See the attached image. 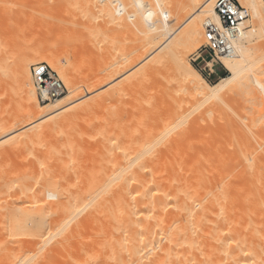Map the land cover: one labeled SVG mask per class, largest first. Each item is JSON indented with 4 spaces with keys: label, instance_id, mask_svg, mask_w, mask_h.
I'll use <instances>...</instances> for the list:
<instances>
[{
    "label": "bare ground",
    "instance_id": "6f19581e",
    "mask_svg": "<svg viewBox=\"0 0 264 264\" xmlns=\"http://www.w3.org/2000/svg\"><path fill=\"white\" fill-rule=\"evenodd\" d=\"M49 1L51 0H47L48 5ZM58 1L59 0H54V2L51 1L52 4H50L53 5L54 3L55 7L57 6V8H59L60 6L58 7V5H61L60 3L62 2L60 0L58 4ZM143 1L144 0H134L133 4L132 0H119L117 2L118 11L120 12L118 14V22L120 25L130 22L134 25V28L139 30V35L137 34L139 37H136L134 45L131 46L133 47V51L131 50V53L122 57L119 62L117 61L118 63L111 68L105 77L102 76L103 78H100L101 76L99 75L98 78L96 76V80L87 78L90 81H83L84 79L78 81L75 76L60 68L59 58L49 53L45 48V44L48 42H44L45 44L43 43V45L41 44L42 41L39 39L40 37L41 39L44 37L45 39L48 38L47 40L49 41L51 36L49 38L47 33L49 32V34H51L53 32H51V29L53 28L55 34L57 31L58 34L61 33L59 22H56L57 24L52 22L51 24L53 27H51V29V24H48L50 21H53L51 20L53 18L50 16L52 11L50 8L52 7L50 6L48 8L47 5L46 8H48L50 12L48 15L46 14V17H49V19L44 20V18H46L44 17L45 5L39 0L35 1V3L38 4V2H40L39 4H41V7L38 4V8H36L37 5L35 6V3L32 4L34 7L31 8V1L26 4L23 0H0V23H2L0 24V36H2V38L0 37V95L6 99L5 104L3 103V106L5 105L4 108L0 106V160H2V158L8 159L9 156V158H11V156L16 158L17 156V158H19H16L17 161L20 160V157H23L24 154L26 155L25 152L29 146L34 145L33 148L36 147L34 149H39L37 148L40 144L38 142H40V140L43 141L42 139H45L46 134L51 133L50 135L52 138L57 137L58 133L54 136L53 132L58 128H61L62 131H60L61 133L59 134L62 135V133L64 134V128L68 127V130H70L73 127L70 133L66 132V130L64 131L68 133L65 135H74L72 130L74 131V125H77L78 121L81 120L83 122L82 124L85 122V124L89 126L90 123L87 119L89 118L91 121L92 119H90V117L94 114L96 109L102 108V106L105 105V101H107L103 99V96L106 97L107 95L102 94L101 101L95 103L94 99L87 98L90 91L108 82L110 83L156 48H159V53L155 58L138 69L131 80H129L130 78L126 79L124 81L125 89H123L128 90L132 85L137 83L139 85L147 81L153 83V81L157 79L158 81L156 83H159L158 77L162 76L160 75V70L166 64L171 66L170 71L173 81H177L176 88L173 89V92L171 91L172 94L170 96L164 93V90L160 89L158 91V98L155 99L156 101L153 99V101L156 102L154 105L155 108H153L154 110L151 109L153 113L158 116L164 110L167 113L165 111L163 112L166 113L163 118H157V115L155 116L156 118L153 116L152 126L149 123L150 127L148 125H146L147 127H141L140 134L142 135V141L140 143L137 162L135 160L134 162H130L125 159L112 158L107 161L102 160V163L100 161L98 163L97 161V166L100 167L99 171L91 168L87 170L88 173L93 170V172H91L92 174H88L89 177L87 178L89 179L83 177L84 175L85 177L87 176L86 170H81L82 172H80V175H75V177H73V171L78 174L79 172L76 170L80 169L74 166L72 167L73 171L71 173V166L68 167L69 164L67 166L65 164L66 167L62 165V167L69 171L66 172L65 169L63 170L64 176L68 175L67 178H70V184H68V180L65 181L66 183L64 182L67 178L63 177L64 180L62 181L63 174L62 176L58 174V177H61L60 180L62 183H65L63 184V188L60 184L61 191L59 192L58 189L56 190V188L50 187H55L59 184L58 178H54L56 175L51 176L53 173L50 174V170L48 171H50L49 174L51 177H48L47 167L43 166L45 164L44 160L40 161L39 158H36L37 162H35L34 165L41 166L43 163L44 164L42 167L37 166L39 170L35 169L36 166H33L35 172L30 168L32 170L31 176L29 175V171L27 172L26 169L25 171L22 169V164H18V167L16 163V165H14V162L11 161L13 158L8 159L6 163H3L5 161H0L1 165H4V167L7 166V163L10 164V162H12L11 165H14V167L16 166L15 169L17 171L22 172L23 175L27 173L26 176L32 177L31 180L36 177H41L39 176L42 170L40 168L44 167L43 171L45 172L46 170L47 175L44 172H42L43 174L41 175L42 177L46 175V177L49 178H45V181L43 177L44 182L46 183L52 177V180H54V182H50L51 185H48L50 189L47 186L49 182H47L46 186L48 190L41 189L42 192H38L39 194L37 193L36 196L33 190L31 189V192H33L31 194L24 184L22 186H25V190L22 189V186H20V188V183L15 180L19 187L17 189V187L14 186V184H16L14 179L12 176H9L11 173L8 174V172H6L7 177H5V179L3 177L4 175H2L5 172L0 171V180L4 178V181L10 177L7 180L8 182L6 181L8 184L10 182V184L8 186L7 183L5 184V186L9 188L8 190L12 188V191L15 189L16 192H18L19 189V192L21 191L18 196L14 194L13 197L15 198L17 196V198H10L6 206L2 205L5 204V201L2 204L0 203L6 213L2 211L3 215L0 214L4 217L3 221H0V226L3 228H0V235L2 234L1 236L4 238L1 241L2 237L0 236V259H2L1 261L3 264H35L36 261L40 262V260H38L40 259L38 257L39 255L36 256L37 260L32 259L35 250L32 246V255H30V244L32 245L35 243V246H40V249H38L39 251L42 250L41 248H45L46 244L50 245L57 237H60L61 240H58V245L62 246L66 244L70 236L76 230L85 226L83 220L78 222H73V220H76V217L80 216L79 214L76 216L80 210H86V208H88V214L86 216L88 217V215L92 214L96 217L93 219H97L99 226L102 228L99 235L103 237H101L102 240L99 241L103 242V246L101 247L104 249V261L102 257H99V255L102 254L101 252L98 255L101 259H98L96 256L100 247H97V244V248L95 247V249H93V243L89 237L88 239H90V241H88L91 243L86 242V244H90L91 249L90 247L86 249L88 250L89 248L91 252L87 254V251L85 255H83L84 253L82 252L84 259L86 258L85 256L94 255V259L97 258V260L94 261L90 259L92 256H89L88 260H93L95 264H264V176H259L258 174L254 176L255 174L253 175L250 173L253 167L256 168L254 163H252V167L245 164V168L248 166L251 167V170L249 171L247 168L246 171H249V175L244 177L242 173V177L240 173L239 176H237V174L234 176L235 173L233 175L227 172L224 173L229 175L222 173V170L224 171V169L232 165L231 163H233V160L235 161L236 159L235 162L237 163L238 161L239 163V160H237L238 157L235 156V154L240 153V155L244 156L242 157L243 159L246 158L245 156L248 154L249 157L254 148V141L258 142L262 138L263 140H261V142L264 141V80L261 81L264 77L263 75L262 78L260 75L254 76L253 73L255 72L256 74L258 68H260L259 61L262 60V58L264 59V56H260V58L262 57L261 59L258 55L256 57L257 52L255 53V50L250 47L254 39H260L264 36L263 0H236L241 7L247 8L250 11L251 21L248 19L243 25L247 27L251 22V25H254L256 29L254 28L255 31L252 28L247 31H244L243 28L240 30L234 41L236 54L231 57L223 56L220 58V62L228 74L220 77L214 84L208 83L198 73L195 67L187 61L186 57L192 54L199 45L205 43L203 34L204 25L207 22L219 25V20L214 9L216 0ZM53 12H55V10ZM56 19L58 18L56 17ZM43 20L49 25V27H46L48 25L45 26L46 30L48 29L46 34H42L44 27ZM56 25L58 26L57 28H55ZM181 26L184 27L178 31ZM134 28L133 31H137ZM46 30L44 29V32ZM11 31H13V35L11 33V35L8 34V32ZM5 32H7L8 36ZM36 32L37 34L39 32V35L42 34V36L39 37ZM253 32H256V37L253 36ZM51 35L54 36V32ZM6 37H10L13 41H16L13 47H10L13 41L10 42L11 40H6ZM36 37H39L38 40L41 42H37L38 40ZM119 37L120 39L124 38L123 34H119ZM119 37L117 36L115 38ZM58 39L59 37L56 40ZM56 40L55 42L59 44L60 40L59 42ZM5 41H7V43L10 42V44H6ZM57 44L55 43V45ZM6 45L10 48L8 49ZM50 45L52 47V44ZM55 45L53 44L54 48ZM56 48L58 49V47ZM43 61L48 62L58 72L69 89L67 96H62L52 101L53 105L51 106L48 103H42L47 105H41V102L37 100L35 86L30 73V67L32 65L40 64ZM261 62L263 63V61ZM260 66L262 68L263 65L260 64ZM251 72L253 76L250 79L248 73ZM260 73L263 72L261 71ZM173 81L171 82V80H169L171 83H173ZM169 82L166 84H169ZM170 85L172 84H169V86ZM182 85L187 86L186 92L191 100H201L202 104L206 101L212 102L213 100H220L229 95L228 93L238 89L242 98L244 95L246 96L245 101L241 99L244 102V106L242 102L241 107L243 106L245 108V104H248L246 107L247 110L245 108L248 113L247 116L246 114L244 115L246 116L243 120V122L246 121L244 125H241L243 123L240 124V122H236L239 120H236L234 117L236 115L235 109L231 113H234V118L232 117V119L236 122L233 124L237 125V127L234 125V130L230 122L234 130L231 131V127L229 126L230 132H232L231 137L233 136V132L235 134L236 131L237 134H239L238 132L242 134L240 137L235 134V136H238L237 138L241 140L239 142L240 144L236 145V152L234 154L231 152H234L235 149H233V146H230V150H232L229 153L230 157L234 155L236 158L233 157V160L230 159L232 160L231 162L229 160L230 164H226L223 163V159L225 160L224 157L222 159V157L217 156V161L219 159L220 162L221 158L223 161L221 162L222 165L228 166L227 168L224 167L223 169L222 165L219 164L221 167L216 169L222 168V170H215L213 167H216L219 162H217V164L215 163L216 165L213 166L214 159H210L208 164L209 159H204L205 157L202 158L204 159L202 160L203 162L208 160L205 164H198L196 161L197 159L191 160L190 162L188 154L191 151L189 150L190 152L188 153L187 151L185 154V151L189 148L186 144L190 142L196 143V139L200 143L203 141L202 145L204 144L205 146L206 140L209 139V137L207 138L209 130L205 123L207 124L211 120L203 123L206 127L205 131H208L205 132L202 124V131L200 129V124L199 126L197 125L198 119L196 122H192L187 119L190 116H184L185 109H182L183 101L178 99V96L184 94V87H181ZM2 96H0V98H3ZM80 102L82 103L80 104ZM149 102L151 103V101L148 100V105L150 104ZM188 102H190V100H187L185 105H187ZM149 107L150 106L145 108L149 109ZM159 110L161 112L158 113ZM244 111L242 110V114H240L243 115ZM143 113H145V111ZM240 114L236 115L237 119L241 118ZM238 115L240 117H237ZM35 117H39L41 122L36 125H27L23 132L15 135V131L18 128L29 124L31 119ZM202 117L203 116L199 118L203 119ZM242 119L243 118H241V120ZM227 124L229 125V122ZM209 125H215V123L212 122V124L209 123ZM85 126L87 127V125ZM224 126L220 124L217 131L214 130L215 128H211L210 130H214L215 133H220V128L222 129ZM215 133L211 131L210 140L215 139ZM225 133L228 135V131H225ZM222 134L224 140L230 135L225 137L224 132ZM47 138H50V136L47 135ZM198 138L201 139L198 140ZM203 138L206 140H203ZM238 139L233 140L235 144H237ZM210 140L208 141L212 143ZM233 141H230V144ZM185 146H187L186 150L183 149ZM32 149H30V152L33 155V152H36V150L33 151ZM27 152L29 153V151ZM31 153L29 155H31ZM159 153H161L162 159L157 158V154ZM16 154L21 155L18 157ZM197 154L199 155V153ZM197 154L196 156L198 157ZM216 154L217 153H215V158ZM182 155H184V158H188L184 161ZM213 156L214 154L212 157ZM25 157H27V155ZM40 158L42 159V157ZM37 159H39L40 162ZM61 159L63 160V158ZM80 160L77 163L82 164L83 159L81 163ZM245 160L241 161L245 162ZM248 160H246L245 163L251 164ZM86 161L84 160V162ZM92 162L93 165H96V163H94L95 161ZM18 163H20V161H18ZM233 164L236 165L235 163ZM237 165V168L240 167V165ZM7 167L6 169H11V167ZM84 167H86V165H84ZM236 167L231 166L232 169ZM60 168L61 167H59V169ZM231 168L229 169L230 171H232ZM241 168L243 167L241 166ZM255 168L253 170H255ZM36 170L38 171V175L36 174ZM229 170L228 172H230ZM63 171L61 169V172ZM219 171H221L222 174L215 175V172ZM234 171L236 170L233 169V172ZM238 171H236V173ZM20 172L17 174L18 176ZM241 172L245 174L244 168ZM82 173H84L82 178L84 180L86 179L85 181L80 179ZM97 173L98 175H96ZM34 175L37 176L33 178ZM69 175H73L71 176L73 177V181H71L72 178ZM19 177L21 178L22 175ZM24 177L25 176H23L22 179L23 181L28 179ZM77 177H79L78 179L81 181L78 179V181L75 180ZM37 178L35 180H38ZM2 182H0L1 185ZM11 182L12 184L14 183V188ZM29 183L32 184V182ZM53 183L55 184L53 185ZM5 190L6 189H4L3 192L1 191V193L3 194ZM8 190L6 191L8 192ZM7 192L4 193L5 198L9 195ZM2 194H0L1 199L4 197ZM2 206L0 207L2 208ZM72 222L74 224L69 229L68 227ZM94 222L91 224L94 225ZM63 228H65L66 232ZM93 235L95 234H91V236ZM82 241L80 240V242ZM77 243L78 242H76V245H78V247L84 246ZM24 244L27 245L25 246L27 251L23 248ZM70 245L66 248H70ZM64 248H61L62 251ZM93 250H95V253ZM45 251L43 249L42 255L40 254L41 251L39 254L41 257L43 256V260L47 259L48 261L52 258L50 257L52 250L48 249ZM67 251L68 253L71 252L70 249H67ZM43 252H45L44 255ZM57 254L59 255L60 253ZM69 255L71 256V254ZM70 256H68V260ZM33 260L34 263H32ZM64 260V263L67 262L66 259ZM70 261L74 263L73 259L69 260V264L72 263ZM86 262L89 261L85 260L84 263L87 264ZM44 263H46V261ZM52 263L56 264L54 261H52ZM46 264H48V262Z\"/></svg>",
    "mask_w": 264,
    "mask_h": 264
},
{
    "label": "rangeland",
    "instance_id": "374dc122",
    "mask_svg": "<svg viewBox=\"0 0 264 264\" xmlns=\"http://www.w3.org/2000/svg\"><path fill=\"white\" fill-rule=\"evenodd\" d=\"M23 1H25L26 4L30 3V1H31L30 5L32 6L31 8H33L34 6L32 4H34L35 1H38V0H35V1L34 0L33 1L32 0H23ZM39 1H41V3H43L45 5V12H44L45 15H44V17H46V14L48 15L50 10H52L51 13H50V16L53 18V19H51L53 21H50V23H48V24H51L52 22L54 24H57L56 22H59L60 23L59 26L61 28V30H60L61 33L58 34V31H57L56 34H55L54 28L51 29V27H53V25L51 24L50 29H51V32L52 31L54 32V36L51 35L53 32L51 34H49V32H48L47 36L49 38L51 36V39H49V41L47 40L48 38L45 39L44 37H42V39H41L40 36H42V34H44V33L46 34V32L48 30V29L46 30V28H45V26L48 25V24H47L46 21L44 22V20H48L49 17H46L43 20V24H44V27H43V30H42L43 33L41 32L42 34L39 35V32H38V34L36 32V34L40 37V38L36 37L37 40L39 38L42 42L40 40H38L37 42H41V44H43L44 42L45 43L48 42L46 44L44 43L46 47L45 46H43V47H45L48 50V52L51 53L52 55H54L55 57L57 56L59 58L58 60H59L60 68H62L63 70L67 71V73H70L71 75L75 76L78 81H81L83 79H84L83 81H90L87 78L96 80V76L98 78L99 75L101 76L100 78L105 77L108 74V72L111 70V68L114 67L119 62L120 59H122V57L126 56L127 54H129V53H131L133 51L132 50L133 47H131V46L134 45L136 37L139 35V30H137V28H134V25L132 23H130V22H127L124 25L123 24L120 25V23L118 22V20H119L118 14L120 12L118 11V7H117V4H118L117 2L119 0H61L62 3H60V0H59L58 4L59 3L61 4V5H58V7L60 6L59 8H57V6L55 7L54 3H53L54 6L51 5L52 4L51 1L54 2V0L49 1V5H48L47 0H39ZM147 1H150V0H147ZM170 1H172V0H170ZM46 2H47V4H46ZM39 3L40 2H38V4ZM133 3H134V0H132V4ZM38 4L35 3V6L37 5L36 8H38ZM40 5L41 4H39V6ZM47 5H48V8L51 6L53 9L50 8V10H49L48 8H46ZM28 6H29V4H28ZM263 7H264V4H263ZM245 9L248 10L247 8H245ZM12 10H15V9H12ZM54 10H55V12H53ZM43 11H44V9H43ZM248 12H249V16H250V11L248 10ZM56 17L58 19H56ZM250 19H251V16L249 17V20ZM0 24H2V23H0ZM202 26H203V23H202ZM46 27H49V25L46 26ZM57 27L58 26L56 25L55 28H57ZM183 27L184 26H181L178 31H180ZM133 28L135 30H137V31H133ZM242 28H243L244 31H247L249 29L251 30V28L254 31L256 29V27H254V25H251V22L248 24L247 27L243 25ZM44 29L46 30L45 32H44ZM256 32H253V36L254 37H256L255 36ZM5 33L7 35V32H5ZM5 33H3V34H5ZM10 33L13 35V31L8 32V34H10ZM30 33H31V30H30ZM119 34H123L124 38L120 39ZM44 36L47 37L46 35H44ZM117 36L119 38H115ZM0 37L2 38V36H0ZM58 37H59V39L56 40ZM254 37H253V39H254ZM9 38L10 37H6V40H9V41L11 40L10 42H12L13 40L11 38L10 39ZM55 40L58 41V42L60 40V42H59L60 45L57 44V42H55ZM5 42H6V44H10V42H8V43H7V41H5ZM52 42H54V43H52ZM15 43H16V41H13V43L10 44V47H13V44H15ZM55 43L57 45H55ZM251 43L252 44L250 45V47L255 50V53L257 52L256 53V57H257V55H258L259 58H260V56H264V36L262 38H260V39H254ZM50 44H52V47H51ZM53 44L55 45V48H54ZM203 45L204 44L199 45L192 54H189L186 57L187 61L191 65L194 66L193 60L198 56V54L200 52V49H201V47ZM6 46L8 48V45H6ZM56 47H58V49ZM158 53H159V48L154 49L147 56H145L143 59L138 61L130 69H128L123 74H121L120 76H118L117 78L112 80L110 83L108 82L105 85L97 87V88H94V89H92L90 91V93L87 96V98L94 99L95 103H99V101H101V98H102L101 95L102 94H106L107 95L106 97L103 96V99L107 100V101H105V103H104L105 105H103L102 108L100 107V108L96 109L94 114L90 117V119H92L91 121L89 120V118L87 119V121L90 123L89 126H88V124H85V122H84V124H82L83 122L80 120L81 122L78 121L77 125H74V127H75L74 131L72 130L74 135H65V134H68V133H65L64 130H66V132L70 133L71 129L73 128V127L71 128V126H70L71 129L69 128L70 130H68V127L64 128L63 129L64 134L62 133V135L59 134V133H61L60 131H62L61 128H58L57 130H55L54 131L55 134L53 132V135L55 136L56 133H58V134H57V137H54V138L51 137V135H50L51 133L46 134L45 139H42L43 141L40 140V142H38V143H40L39 147H37L39 149H34L36 147L33 148L34 145L33 146L31 145L27 149V151H29V153L27 151L25 152L27 157H25L26 156L25 154H24V156L22 155L23 157H20V155L22 153L21 154H16V155H18V157H20V160H18V161H20V163H18L17 159H19V158H17L16 155L15 156H16L17 159L13 158V156H11V158H13L11 161L14 162V165L17 164L16 166L18 167L19 166L18 164H20V165L22 164L24 166V167L22 166V169H24V171L26 169L27 172L29 171L30 172L29 175H30L31 172H32V170L30 168H32L33 172H35V170H34L35 166H36L35 169H38V167H42V165L45 163L43 166L47 167L46 168L47 171L48 170L51 171L50 174L53 173V175H51V176L56 175L54 178H56V177L58 178L57 180H58L59 184L56 185L58 188L56 186L55 187L50 186V187L56 188V190L58 189L59 192H60L61 191L60 190L61 186L63 188V186H64L63 184L66 183L65 181H67V180H68V182L70 181V178L69 177H68L69 179L67 178L68 175L64 176V171H63L65 169L64 167H66L68 164H69L68 167L71 166V171H70L71 173L73 171L72 167H74V166L80 169V170H76L75 169L76 171L79 172L78 174H76V172L73 171L74 172V176L73 175H71V176L75 177V175L76 176L80 175V172H82L81 170H83V169L87 171V170H90V168H91V169L99 171L100 167L97 166V161H98V163H99V161L102 163L103 162L102 160L107 161L108 159H111V158L112 159H123V160L125 159L126 161H130V162L131 161L134 162V160L136 161L137 157H138L140 143L142 141V135L140 134L141 127H145L146 125H148L150 127V124L152 126L153 125V122H152L153 116L155 117L157 115V114L155 115V113H153L152 110H154L153 108H155V106H154L156 104V102H155L156 100L155 99L158 98V94H159L158 91L160 89H162V90H164V93H166L167 95L170 96L172 94V92H173V89L176 88L177 81L176 82H174L175 80L173 81L172 74H171V71H170L171 70V68H170L171 66L169 64L164 65V67H162V69L160 70L161 74L160 73L159 74L162 75V76L159 75L160 77H158L159 78V83H156L158 81V79H157L156 81H153V83L151 81L150 82L147 81V82H145L144 84H141V85H139L137 83L135 85H132V87L129 88L128 90H124L125 89L124 81L126 79H128V78H130L129 80H131L134 77V74L136 73V71L138 69H140L142 66L146 65L148 62H151ZM261 61H263V63ZM40 64H45V65L49 66V68L58 76V78L60 79V81L63 83V85L66 88V93L64 94L63 97L67 96L68 93H69V89L67 88V86L64 83L63 79L59 76L58 72L46 61H43ZM260 64L263 65L262 68H261ZM36 65H38V64H36ZM36 65H32L30 67V73L32 71V67L36 66ZM259 67L260 68L257 67L258 71L256 72V74H255V72H253V73H254V76L255 75H260V77L262 78V75L264 77V74H263L264 73V68H263L264 67V59L263 58H262V60L259 61ZM217 69L221 72V74L213 75L210 78V80H206L205 79L208 83L214 84V83H216L218 81V79L220 77H223L222 74H224V76L228 74L227 71L225 70V68L222 65H219L217 67ZM259 71L260 72L262 71L263 73H260ZM216 72H217V70H216ZM169 75H170V77H169ZM248 76L251 79L252 76H253L252 72L248 73ZM31 78H32V74H31ZM165 79H167V80H165ZM32 80H33V78H32ZM169 80H171V82L173 81V83L169 82ZM263 80L264 79H262L261 81H263ZM164 82H165V84H164ZM168 82H169V84H172L173 86L170 85V86H172V87H170L169 84H166ZM33 83H34V81H33ZM164 85H165V87H164ZM179 85H181V84H179ZM263 85H264V83H263ZM34 86H35L36 98H38V90L36 88L35 83H34ZM169 87L171 88V90H170ZM181 87H184V90H183L184 94H181V96H178V99L183 101L182 106L184 108L182 107V109H185V114H186V115L184 114V116H186V117L190 116L187 119L192 121V122H194V121L196 122L197 119H198L197 125L199 126V124H200L201 131H202V125L204 126V124H203L204 122H209L211 120L213 123H215V125H209V123L212 124L211 121L209 123H207V124L205 123L207 129L209 130V133H208L209 135H207V138L209 137L208 140H210L211 131H213L215 133V131H217V129L220 127V124H221V126L225 125L224 126L225 129H224V127H222V129L220 128L221 131L219 130L220 133L218 132L222 136H220L216 132L214 135H216L217 137L215 136V139L210 140L212 143H210L208 140L203 138V140H206V142L204 141L205 142V146H204V144L202 145L203 141L200 143L199 141H197V139L195 140L196 143L195 142H190L189 144L188 143L186 144V145H188V147L190 149L188 148V150H186L187 146H185L186 148L185 147L183 148V149L186 150V151L184 150L185 154L187 153V151H188V153L190 151L192 152V153L190 152L188 154L190 162H191V160H194V159L196 160L197 159L196 161H197L198 164L199 163L200 164H205V162H207L208 160H205V162H203L202 160L209 159V161H208V164H209L210 159H212V160L214 159L213 160L214 161L213 166H214V165L217 164V162H219V159L217 161V156L218 157H222V159L224 157L225 160L227 159L228 161L226 160V162H225V160L223 159V161H224L223 162L221 160V158H220V162L218 163V165H216V167L215 166L213 167L215 170H222V168L224 169V167H226V166L222 165L221 162L228 164L230 159L233 160L234 159L233 157L237 156L238 157L237 160H239V163H238V161H237V163L235 162L236 159H235V161L233 160V163H235L236 165L239 164L240 167H238V168H240L241 170L244 168V172H245L246 175L243 172H241V170L238 169L236 167V165H234L233 163H231L232 164L231 166L232 167L233 166L236 167L237 169L233 168L236 171L239 170L237 173H236V171L233 172V169L231 168V166L229 168H227L228 167L227 166L226 167L227 169H224V171L222 170V173H224V172L226 173L227 172V173H230V175H233L235 173L234 176H236V174H237V176H239V173H240L241 177H242V175H241V173H242L243 177H244V176L249 175L248 172L251 170V167L253 166L252 163H254L256 168L253 167V169L255 168V170L252 169L250 171V173H252L253 175L255 174L254 176H256V174H258L259 176L260 175L264 176V141L261 142V140H263V138L260 139V141H258L259 143L257 141H254L255 142V144L253 143L254 144V146H253L254 148L252 149V152H251L252 154H250L249 157H248L249 154L246 155L245 156L246 158H244V159L242 158L244 156L240 155V153L239 154H235V156L231 155V157H230V154H229L230 151H232V150H230L231 149L230 146H233L234 148L233 147L232 148L235 149L236 145L240 144L239 142H240L241 139H238L237 137L238 136L240 137L242 134L240 132H238L239 134H237V131H236L235 134L238 135L236 137L234 132H233V136H232L233 138H232L231 137V133L232 132H230V127L232 125L233 129L235 130V126L237 127V125L233 124V123L240 122V124L243 123L241 125H244V123L246 122V121L243 122L244 118H246L247 113H248L246 111L247 110L246 107H247L248 104L247 103L245 104L246 105L245 106L246 110L243 107L244 106V102L243 101H245L246 96L244 95V97L242 98V95H241V93L239 94L240 91L238 89V90H235V91H233L231 93H228L229 95L225 96L224 98H222L220 100H216V101L213 100L212 102L211 101H206L205 103L203 102V104H202L201 100L200 101L198 99L191 100L188 97V94L186 92V90H187L186 87L187 86L182 85ZM242 91H244V90L242 89ZM244 93L246 94L245 91H244ZM0 96H2V95H0ZM147 99L149 101H151V103L149 102L150 103L149 105H148V100ZM153 99L155 101H153ZM241 99L242 100L244 99V100L242 101ZM187 100H190V102H188L187 105H185ZM5 102H6V99L4 97L0 98V106L2 108H4L5 105L3 106V103L5 104ZM142 102H144V103L147 102V103H145L146 104L145 105ZM242 102H243V106L241 107ZM81 103L82 102H80V104ZM40 104L41 105H47V104H42V103H40ZM48 104L51 106V105H53V102L48 103ZM142 104H144L145 106L142 105ZM148 106H150L152 108L149 107V109H146ZM234 109L236 110V113H235L236 115L240 114L242 112V110L243 111L245 110L243 112V115H241L242 113L240 114L241 118H243L242 120H241V118L237 119L236 115H235L234 116L235 119L239 120V121H236V122L233 121L234 119H232V117H233L234 113L233 114H231V113L233 112ZM144 111H145V113H143ZM186 111L189 113V115H188V113ZM159 112H161V111L159 110L158 113ZM163 112H161L159 114V116L157 115L156 117L157 118H161V117L163 118L166 115V113H167L166 111H165L166 113H163ZM237 112H239V113H237ZM156 113H157V111H156ZM202 113H203V115H202ZM245 114H246V116H244ZM214 115H216L217 117L214 116ZM198 116L199 117L203 116L202 117L203 119L199 118ZM240 116L238 115L237 117H240ZM207 118H208V120H207ZM210 118H212V119H210ZM216 119L217 120L219 119V120L217 121ZM226 119H227V121L229 119V121H228L229 125L227 124L228 122L226 121ZM87 121H86V123H87ZM40 122L41 121H40L39 117H35V118L31 119L29 124L23 125L20 128H18L15 131V135L23 132L25 130L24 128L27 127V125H30V124L36 125V124H38ZM223 122H224V124H223ZM225 122H227V123H225ZM230 122H231V125H230ZM85 125H87V127ZM211 126H213V127H211ZM206 127L205 126L203 127L204 131L206 130L205 129ZM211 128L212 129L215 128L214 129L215 131L214 130H210ZM233 129L231 127V131H234ZM155 130H157V129H155ZM225 131H228V135L229 134L230 135L228 136L226 134L227 132L225 133ZM205 132H208V131H205ZM221 132L222 133L224 132L225 137L228 136L227 138H225V140L223 139L224 136H223V134ZM155 133H157V132H155ZM47 135L50 136V138H47ZM212 135H213V133H212ZM229 137H231V138H229ZM191 139H193V138H191ZM200 139L198 138V140H200ZM234 139H238L237 140L238 142L235 140L237 142V144L234 143V141H233ZM214 140H215V142H214ZM190 141H192V140H190ZM230 141H233V142L230 144ZM228 142H229V144H228ZM219 143H221V144H219ZM37 146H38V144H37ZM227 146H228L229 151L227 149ZM30 149H32L33 151L36 150V152L34 151L33 152L34 154L32 155V153L30 152L31 151ZM235 152H236V149H235L234 152H231V153L234 154ZM30 153H31L32 156L29 155ZM197 153H199V155H201V156H199ZM215 153L218 154V155L216 154V158H215ZM196 154L198 155V157L196 156ZM213 154H214V156L212 157ZM223 154H224V156H223ZM184 155H182V157ZM39 156L42 157V159ZM63 156H65V157H63ZM9 157H8V159H11ZM161 157H162L161 153L157 154V158L158 159L161 158ZM6 158H7V156H6ZM36 158H39L40 161L44 160V163L41 166L40 165L39 166L38 165H34L35 162H37ZM61 158H63V160ZM81 158L83 159V161H82L83 166H82V164L77 163V162H79V160ZM187 158H184V161ZM202 158H204V159H202ZM8 159L2 158V160H0V161H5L3 163H6L8 161ZM39 159H37V160L39 161ZM245 159L248 160V162L251 163L252 165L248 164V163H245L246 162ZM81 160H80V163H81ZM84 160L85 161L87 160L90 163H88L87 161L84 162ZM199 160H201V161H199ZM232 160H230V162ZM241 160H245V162L241 161ZM92 161H95L94 163H96V165L95 164L93 165ZM12 162H10V164L7 163V166H9V168L11 167L13 174L11 172V169L10 170L6 169L7 166L4 167V165H1V163H0V165H1L0 166V171L5 172V173L2 172L3 173L2 175H4L3 177L4 178L7 177V173L6 172H8V174L11 173L12 175L10 174L9 176H12L14 181L16 180V181H18V183L21 184V185L19 184V187L24 184L28 188V190L30 192L33 190V192L36 194V196H37L38 192H42V190H44V189L48 190L47 186L51 185L50 182H52V181L54 182V180H52L53 177L50 180L47 181L50 184L49 183L47 184V182L46 183L44 182V180L46 181V179H49L51 177L50 174H49L50 171H48V177L49 178L46 177L47 172H46V170H45V172L43 171L44 167L40 168V169H42L40 171L41 173L39 175L41 177H39V176H38L39 178L36 177L38 180H35L36 178L31 180L32 177L26 176L27 173H25L26 175H23L22 172L17 171L15 169L16 166L14 167V165H11ZM91 162H92V164H91ZM193 162H195V161H193ZM101 163H100V165H101ZM65 164H66V166H65ZM70 164H72L73 166L70 165ZM219 164L222 165V168L216 169L218 167H221ZM245 164L246 165H250L251 167L246 166V168H245ZM62 165H64V167H62ZM84 165H86L87 168L84 167ZM239 165H237V166H239ZM241 166L243 168H241ZM59 167H61V168L59 169ZM20 168H21V166H20ZM230 168L232 169V171L229 170ZM247 168L249 169V171H246ZM61 169H62L63 172H61ZM228 170L230 172H228ZM54 171H56V172H54ZM19 172H20V175H22L21 178L19 177L20 175L19 176L17 175V174H19ZM37 172L38 171L36 170V174H37ZM42 172H44L46 174V175L44 174L45 176H43L44 180H43V177L41 175V174H43ZM66 172H69V171L66 170ZM91 172H93V170ZM91 172L89 171V173H88V171H87V174H86L87 176L86 177H85L84 173H82L80 179L84 180L82 178L83 175H84L83 176L84 178L89 177L88 174H90ZM213 173H214V171H213ZM222 173H221V171L215 172V175H217V174L221 175ZM58 174H59V176L60 175L62 176V174H63L62 181L64 180V178H67L66 180H64L65 183L64 182L62 183V181L60 180L61 177H58ZM66 174H69V173H66ZM252 174H250V175H252ZM37 175H34L33 178L35 176H37ZM96 175H98V173ZM225 175H229V174H225ZM23 176H25L24 178L27 177L28 179L27 180L25 179L23 181L22 180ZM92 176H91V178H92ZM73 177H71L72 178L71 181H73ZM79 177H77L75 180H77ZM4 178H2L0 180V182H2ZM9 178H7V180ZM13 179H12V182H13ZM87 179H89V178H87ZM7 180H4L3 182H5V183L2 182V185L0 184V189H2V190H0V194H2L1 191L3 192L4 189H6V190L9 189L7 186L10 184V182L8 184ZM16 181H15L16 184H14V183L13 184L18 189L19 187H18V184H17ZM28 181L32 182V184L29 183ZM36 181H40V182H36ZM55 181H56V179H55ZM79 181H81V180H79ZM12 182H11V184H12ZM6 183H7V186H5ZM33 183H35V184H33ZM13 184H12V187H13ZM46 184H47V186H46ZM54 184L55 183H53V185ZM60 184H61V186H60ZM68 184H70V182ZM25 186H22V189L25 190ZM43 186H45V187H43ZM50 187H49V189H50ZM11 189L8 190L9 193L6 190L4 192V193L7 192V194H9L10 196L8 195V197L5 198V196H4L5 194L4 193L2 194V196H4V197H3V199L0 198V201H3V202H0V203L2 204L5 201V204H2V205L6 206V204H8L7 202H9L8 200H10V198L11 199H15V198H17L18 195H20V193H21V191L19 192L20 189L18 190V192H16V189L14 191H12ZM33 192H31V194ZM14 194L17 195L15 198L13 197ZM38 197H39V195H38ZM6 199H7V201H6ZM2 205H0V206H2ZM87 210H88V208H86V210H80L77 213V215H76V216H78V214H79L80 216L76 217V220L75 219L73 220V222H78V221H82L83 220V222L85 223L84 224L85 226L80 228V229H78V230H76L74 232L78 236L73 233L70 236V238L68 239L69 241L67 240L71 245L68 242H66V244H63L62 245L63 247L61 245H58V243H57L58 240L59 241H61V240H60V237H57L56 240L54 239L50 243L51 246L49 244H46L45 248H41L42 250L44 249V251L48 250V249L52 250V252L50 253V257H52V258L49 259L48 261H47V259L43 260V256L42 257L40 256V254L42 255V250H40L41 253L38 250V249H40V246L39 247L35 246L34 242H33L34 244H32V245L30 244L31 247H29V249L31 250V248L33 246V249L35 250V253L33 254V258L32 259L37 260L36 256H38V255H39L38 257L40 258V259H38V260H40V262L36 261L35 264H42L45 261H46V263L48 262V264H50V263L54 264V263H52V261L56 262V264L57 263L58 264H69V260H72V259H73L74 263L72 261H70V262H72L70 264H75V263L76 264H78V263L79 264H85L84 263L85 260L89 261V262H86L87 264L88 263L89 264H93L94 263L93 260L94 261L97 260V258L94 259V255H89V256H92V258L90 257V259H93V260H90V259L88 260L89 256H85L87 259L86 258L84 259V256H83V255L86 254L85 252L88 251L87 254H89L91 252V251H89V248H88V250L86 249L87 247L91 246L90 244H88L89 246L86 244V242H89L90 239H91V241L93 243V249H95L97 244H98L97 247L101 248V249L99 248L98 251L96 249V251L98 252V254H96V256L98 257V255L101 252L102 254L99 255V257H102V258L104 257V255H103L104 254V249H103V247H101V246H103V242L99 241V240H102L101 237H103V236L99 235L100 232L102 231V228L99 226V224H98L99 222L97 221V219H93V218H96V217H94L92 214L88 215V217L86 216L88 214ZM2 211H4V213H5V210L3 209V206H2V208L0 207V214L3 215ZM3 218L4 217L0 215V221L1 220L3 221ZM91 218L93 219V221H92ZM88 220H90L91 222L88 221ZM94 220H95V222H94ZM73 222L71 223L72 225L70 224L69 227L67 226L69 229L71 228V226H73V224H74ZM92 222H94V225H92L93 224ZM0 228H1V226H0ZM65 228H63V229L66 232ZM68 228H66V229H68ZM1 229H3V228H1ZM67 231H69V230H67ZM91 234H95V235L91 236ZM88 237L90 239H88ZM3 239L4 238L2 237L1 241ZM74 239H76V240H74ZM83 239H85V240H83ZM80 240L81 241L83 240V241L80 242ZM76 242H78L77 244L80 243L81 245H84L83 246L84 248L81 247V246L78 247V245H76ZM52 243H53V245H52ZM89 243H91V242H89ZM85 244H86V247H85ZM69 245H70V248H66V247H69ZM25 246H27V245L24 244V247L22 245V247L26 250ZM54 247H55V249H54ZM61 248L62 249L64 248V250H63L64 252L62 251ZM71 248H72V251H71ZM56 249H57V251H56ZM67 249H70L71 252H74V251L75 252L74 253H71V252L68 253L69 250L67 251ZM90 249H91V247H90ZM34 250H33V252H34ZM45 252H43V255L45 254ZM93 252L95 253V250H93ZM55 253H56V255H55ZM57 253H60V254L62 253L63 255L62 254L58 255ZM66 253H68V254H66ZM51 254L52 255L54 254V255L52 256ZM69 254H71L72 258H71V256ZM30 255H32V250L30 252ZM66 256H67V258H66ZM68 256H70L69 260H68ZM99 257H98V259H101ZM64 259H66L67 262L64 263V261H65ZM1 260L2 259H0V261ZM75 260H76V262H75ZM90 261L93 262V263H91ZM100 261H102V260H100ZM103 261H104V258H103ZM0 263L3 264L2 261ZM32 263H34V260L32 261ZM46 263H44V264H46Z\"/></svg>",
    "mask_w": 264,
    "mask_h": 264
},
{
    "label": "built area",
    "instance_id": "2783aa9c",
    "mask_svg": "<svg viewBox=\"0 0 264 264\" xmlns=\"http://www.w3.org/2000/svg\"><path fill=\"white\" fill-rule=\"evenodd\" d=\"M214 9L219 25L211 22L204 25L205 43L193 60L195 69L206 80L217 75L216 69L222 65L221 57H231L236 54L234 41L243 24L250 17L248 10L241 7L236 0H216ZM31 74L41 103H50L66 93L65 86L49 66L45 64L33 66Z\"/></svg>",
    "mask_w": 264,
    "mask_h": 264
},
{
    "label": "trees",
    "instance_id": "16d2710c",
    "mask_svg": "<svg viewBox=\"0 0 264 264\" xmlns=\"http://www.w3.org/2000/svg\"><path fill=\"white\" fill-rule=\"evenodd\" d=\"M216 70H217V69H216ZM216 73H217L218 75H219V74H221V72H219V71H218V72H216ZM222 75L224 76V74H222Z\"/></svg>",
    "mask_w": 264,
    "mask_h": 264
},
{
    "label": "crops",
    "instance_id": "0c3cea01",
    "mask_svg": "<svg viewBox=\"0 0 264 264\" xmlns=\"http://www.w3.org/2000/svg\"><path fill=\"white\" fill-rule=\"evenodd\" d=\"M219 70L217 69V72H218ZM220 72V71H219Z\"/></svg>",
    "mask_w": 264,
    "mask_h": 264
}]
</instances>
